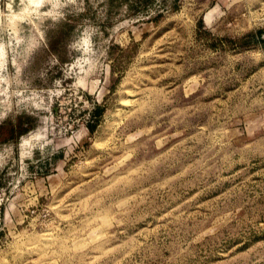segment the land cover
Segmentation results:
<instances>
[{
	"label": "rangeland",
	"instance_id": "374dc122",
	"mask_svg": "<svg viewBox=\"0 0 264 264\" xmlns=\"http://www.w3.org/2000/svg\"><path fill=\"white\" fill-rule=\"evenodd\" d=\"M0 46V264H264V0H0Z\"/></svg>",
	"mask_w": 264,
	"mask_h": 264
},
{
	"label": "bare ground",
	"instance_id": "6f19581e",
	"mask_svg": "<svg viewBox=\"0 0 264 264\" xmlns=\"http://www.w3.org/2000/svg\"><path fill=\"white\" fill-rule=\"evenodd\" d=\"M15 18V17H14ZM13 19V18H12ZM14 20H16V19H14ZM13 22V21H12ZM0 48H1V46H0Z\"/></svg>",
	"mask_w": 264,
	"mask_h": 264
}]
</instances>
